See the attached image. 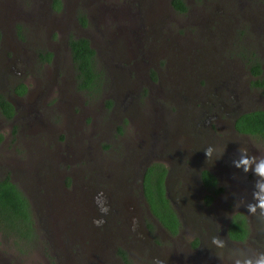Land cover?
<instances>
[{"label": "rangeland", "instance_id": "obj_1", "mask_svg": "<svg viewBox=\"0 0 264 264\" xmlns=\"http://www.w3.org/2000/svg\"><path fill=\"white\" fill-rule=\"evenodd\" d=\"M184 2L186 12L170 0H59L60 8L55 0H0V93L17 106L11 119L0 113V176L11 172L35 228L24 246L0 232V264H182L193 255L200 264H234L264 252V218L244 206L255 177L232 165L240 144L264 153V138L232 127L238 110L264 108L250 72L253 58L264 64V0ZM77 35L95 49L96 92L76 87L66 40ZM139 49L149 57L139 59ZM45 51L55 60L42 61ZM20 82L27 93L16 96ZM199 111L201 127L189 121L183 133L182 119ZM185 148L202 163L189 166ZM153 163L169 171L167 196L181 223L174 234L143 195L142 175ZM201 166L221 192L200 185ZM238 211L246 239L231 252L207 254V239L225 247ZM192 215L201 220L193 224ZM199 233L204 250L195 252L188 244Z\"/></svg>", "mask_w": 264, "mask_h": 264}, {"label": "trees", "instance_id": "obj_2", "mask_svg": "<svg viewBox=\"0 0 264 264\" xmlns=\"http://www.w3.org/2000/svg\"><path fill=\"white\" fill-rule=\"evenodd\" d=\"M59 5V0H55ZM172 4L179 10H185L184 0H172ZM80 21L85 24L84 15H79ZM71 60L76 72V85L81 90L89 93L96 92L101 88L102 73L96 65L95 49L91 46L89 39L85 36H70L68 39ZM52 53L44 52L42 56L50 59ZM262 68L258 62L251 66V72L256 76L252 83L261 88L264 94V76L261 75ZM18 93H23L25 85L20 82L15 86ZM111 103V101H109ZM0 108L6 117L14 113L11 102L0 93ZM234 128L240 133L255 136H264V109L257 108L244 111L234 119ZM2 135L0 134V140ZM166 167L161 163L149 165L143 174L142 188L144 198L153 216L170 233L174 234L181 226L180 220L174 206L165 193ZM203 184L207 187L220 191L217 186V178L207 169L201 172ZM211 198L207 195V201ZM34 218L30 202L24 192L10 178L9 174L0 177V232L11 237L14 242L24 246L35 235L33 226ZM248 225L242 212H236L228 222L227 234L232 240H244L248 235ZM197 243V239L194 244ZM123 256L125 254L122 252Z\"/></svg>", "mask_w": 264, "mask_h": 264}, {"label": "flooded vegetation", "instance_id": "obj_3", "mask_svg": "<svg viewBox=\"0 0 264 264\" xmlns=\"http://www.w3.org/2000/svg\"><path fill=\"white\" fill-rule=\"evenodd\" d=\"M170 2H171V8L172 9H174L175 11H178V12H186L187 10H188V7H187V5H186V9L185 10H179V9H177L173 4H172V0H170ZM59 6V5H58ZM59 8H60V6H59ZM161 10H162V8H161ZM156 19H158V17L157 18H155V21H156ZM154 21V22H155ZM81 24H83L82 22H81ZM85 25V24H84ZM156 29H157V27H156ZM155 32H157V30H155ZM156 34V33H155ZM78 36H80V35H77L76 37H78ZM157 38V35H154V38H153V40H155ZM69 39V38H68ZM89 39V38H88ZM89 42H90V40H89ZM91 44V43H90ZM66 45L68 46V40H66ZM155 45H153V47H154ZM67 48H69V46L67 47ZM46 52V51H45ZM50 52V51H49ZM138 55H139V59H143V58H147V57H149L148 56V53H147V50L146 49H139L138 51ZM51 53H52V55H51V57H50V59H45L43 56H42V54H44V52H42L41 53V55H40V58L42 59V61H46V62H50V61H52V60H55V55H54V52L53 51H51ZM69 53H70V49H69ZM70 58H71V56H70ZM132 58H134V54L133 55H131V56H129V57H126L124 60H126L127 62L130 60V59H132ZM72 61V60H71ZM134 62H137V60H134ZM256 62H258L259 64H260V66H261V68H262V71H261V75H263L264 76V64H263V61H261L259 58L258 59H255V58H253L252 59V64H251V66L252 65H254ZM72 65H73V63H72ZM73 68H74V66H73ZM75 70V69H74ZM250 72H251V67H250ZM74 75H76V72H74ZM251 75H253L254 76V79L256 78V76L254 75V74H252V72H251ZM76 78V77H75ZM152 79H154V78H152ZM253 79V80H254ZM23 83V82H22ZM24 85H25V90H24V92L23 93H18L17 91H16V89H15V87L13 88V91L15 92V95L16 96H22V95H24V94H26L27 93V85L25 84V83H23ZM254 86H256V85H254ZM76 87H77V85H76ZM258 87V86H257ZM78 88V87H77ZM258 88H260V87H258ZM79 89V88H78ZM261 89V88H260ZM262 91V90H261ZM125 95L126 94H129L128 92H125L124 93ZM7 98V97H6ZM8 99V98H7ZM10 102H11V104H12V106H13V109H14V113H13V115L11 116V117H6L5 115H4V113H3V111L1 110V108H0V113L5 117V118H7V119H11V118H13V116L15 115V110L17 109L16 107V103H15V101H14V99H13V101H11L10 99H8ZM109 104H111V103H109ZM257 108H262V109H264L263 107H257ZM257 108H251V109H257ZM251 109H243V110H238L237 112H235L234 113V115H233V119H232V127L234 128V119L240 114V113H242V112H244V111H247V110H251ZM207 112V111H206ZM216 116V114L215 113H213V114H211V115H208L207 116V118L206 119H210V118H213V117H215ZM202 117H203V111L201 112V111H199V112H197V114L196 113H191V118H183L182 119V121H183V125H182V127L180 128L181 129V131L183 132V133H185L186 131H187V128H186V126H184V123L185 124H189L190 122L189 121H191V123L192 124H190L191 126H194V127H198V128H200L201 127V125L203 124V119H202ZM188 130L189 131H193L190 127H189V125H188ZM234 130L236 131V132H238L235 128H234ZM185 131V132H184ZM238 133H240V132H238ZM171 134H174V132H172V131H168V133H167V136H168V138L170 139V135ZM240 134H245V135H250V134H247V133H240ZM252 136H255V135H252ZM258 137H262V138H264V136H258ZM188 140H189V138H188ZM1 141H2V139L0 140V143H1ZM180 148H182V147H180ZM187 148H185V149H183V151L184 152H186V154L188 155V157H189V160H190V162H189V166H191V167H194V166H198V165H200V163H202V156L199 154V153H195V152H193V151H190V149H187ZM191 150H193V149H191ZM203 169H207V170H209L211 173H213L212 171H211V169L209 168V166H201V168L199 169V171H198V180H199V182H200V185L201 186H203L206 190H209V191H212V193L215 195V194H217L218 192H221L222 191V189L220 190V191H215L214 190V188H212V187H207L206 185H204L203 184V181H202V179H201V172H202V170ZM145 171V170H144ZM169 171L166 169V174H165V180H164V183H165V181H166V176H167V173H168ZM5 174H9L10 175V178H11V172H7V173H4L2 176H4ZM144 174V173H143ZM214 174V173H213ZM215 175V174H214ZM2 176H0V177H2ZM216 176V175H215ZM142 178H143V175H142ZM217 178V177H216ZM218 179V178H217ZM186 182H188L189 183V181H187L186 180ZM52 184V183H51ZM217 186H219L218 185V183L216 184ZM190 188V185L189 186H187V189L186 190H188ZM142 191H143V188H142ZM165 193H167V191H166V185H165ZM144 195V194H143ZM186 195H188V194H186ZM27 197V196H26ZM211 199V198H210ZM170 200V199H169ZM188 200H190V199H188ZM190 202V201H189ZM172 203V202H171ZM173 205V204H172ZM47 211V210H46ZM178 215V214H177ZM199 217V216H198ZM231 217V216H230ZM179 218V217H178ZM191 218L193 219V224H196V222L195 221H197V220H201V218L199 217L198 219L196 218V216L194 215H192L191 216ZM38 219H39V217H38ZM46 219H49V215H48V218H46ZM197 219V220H196ZM229 220H230V218L228 219V222H229ZM199 222V221H198ZM83 223L85 224L86 222L83 220ZM228 226V225H227ZM211 230H209V233H213V234H215L214 233V231H212V232H210ZM179 232V231H178ZM226 237H227V243H226V245H225V247H223V248H219V247H217V246H214L213 244H212V239L210 238V239H207V243H206V253L208 254V253H212V252H221V251H225V252H227L228 253V251L229 252H231V251H233V250H235L237 247H239L238 245H239V242H242V241H244V240H232V239H230L229 237H228V234H227V227H226ZM170 233V232H169ZM171 234V233H170ZM199 238L197 239V243L196 244H194V242L196 241V238H195V240L193 241V245H191V243H189L188 245V247L190 248V249H192V248H194V247H196V250H195V252H197V251H199V250H204V249H202V245H201V236H202V233H199ZM216 236V235H215ZM247 237V236H246ZM246 239V238H245ZM235 244H238V245H235ZM192 247V248H191ZM227 247H229V250L228 251H226L227 249ZM219 248V249H218ZM184 262H185V264H200L201 262H200V260H199V257H195L194 255H193V257L191 258V257H188L186 260H185V258L180 262V263H182V264H184Z\"/></svg>", "mask_w": 264, "mask_h": 264}, {"label": "clouds", "instance_id": "obj_4", "mask_svg": "<svg viewBox=\"0 0 264 264\" xmlns=\"http://www.w3.org/2000/svg\"><path fill=\"white\" fill-rule=\"evenodd\" d=\"M213 150L212 146L204 149L206 157L209 160L211 159ZM237 151L238 158L232 160V165L237 169H241L245 174L251 172L255 177L251 202H247L244 205L246 211L251 215H256L259 212V216L264 218V153L260 155L250 154L248 147L244 144H240ZM223 154L224 153H222L219 158H221ZM100 211L103 215H106L109 208L101 206ZM94 223L100 226L99 221H94ZM212 244L220 248L224 246V242L218 237H213ZM234 264H264V252L258 253L253 258L236 259Z\"/></svg>", "mask_w": 264, "mask_h": 264}, {"label": "water", "instance_id": "obj_5", "mask_svg": "<svg viewBox=\"0 0 264 264\" xmlns=\"http://www.w3.org/2000/svg\"><path fill=\"white\" fill-rule=\"evenodd\" d=\"M166 195H167V193H166ZM168 197V196H167ZM169 198V197H168ZM170 199V198H169Z\"/></svg>", "mask_w": 264, "mask_h": 264}]
</instances>
